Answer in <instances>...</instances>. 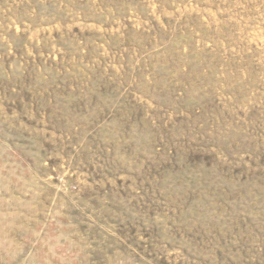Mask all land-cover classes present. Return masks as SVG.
<instances>
[{"label": "rangeland", "instance_id": "obj_1", "mask_svg": "<svg viewBox=\"0 0 264 264\" xmlns=\"http://www.w3.org/2000/svg\"><path fill=\"white\" fill-rule=\"evenodd\" d=\"M0 264H264V0H0Z\"/></svg>", "mask_w": 264, "mask_h": 264}]
</instances>
